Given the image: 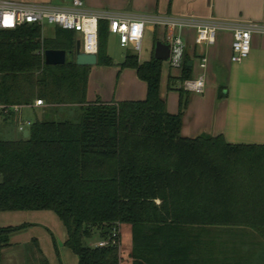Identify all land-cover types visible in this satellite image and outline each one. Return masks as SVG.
<instances>
[{"label":"trees","instance_id":"trees-1","mask_svg":"<svg viewBox=\"0 0 264 264\" xmlns=\"http://www.w3.org/2000/svg\"><path fill=\"white\" fill-rule=\"evenodd\" d=\"M107 26L97 23L105 67ZM75 46L74 33L60 29L53 40L36 25L0 31V104L80 110L76 121L43 116L16 140L5 131L13 117H0V213L52 212L77 264H120L118 248L89 245L120 226L129 228L131 264H246L242 249H226L214 233L264 239V145L182 138L181 114L169 115L159 97L162 63L153 57L139 63L129 54L119 65L146 84L144 101L87 105L88 68L43 61L45 51ZM188 72L185 63L181 81ZM25 227L0 228V257Z\"/></svg>","mask_w":264,"mask_h":264},{"label":"crops","instance_id":"crops-1","mask_svg":"<svg viewBox=\"0 0 264 264\" xmlns=\"http://www.w3.org/2000/svg\"><path fill=\"white\" fill-rule=\"evenodd\" d=\"M38 1L50 3L58 8L68 6L64 0ZM182 1L83 0L84 10L90 14H120L133 19L147 16L158 18L191 17L197 20L211 21L217 25L213 45L197 48L194 46L195 32L193 29L170 31L149 24L150 28L148 29L153 32L154 47L156 43H168L172 36H180L185 49L184 64L186 63L189 68L188 79L203 77L204 80V91L201 95L187 93L181 87L184 81H181L183 68L179 69L181 70L179 76H171L169 68L166 75V90L163 92L160 90L159 97L165 104L166 112L169 115L181 114L180 136L182 138L195 139L201 136L216 138L220 136L225 143L230 145H264V33L253 32L251 34L250 52L246 59L238 64L230 62L232 30L236 27L249 25L264 28V0H186L191 3L184 5ZM57 30L58 28L54 26L43 27L42 25L41 37L44 40H53ZM108 38L113 39L118 46L115 36L109 35ZM74 39L76 43L79 42L80 35L74 34ZM124 49H129L130 55H135L131 48ZM106 55L112 61V66L105 67L96 64L93 67H85L88 68L85 90L86 104L144 101L146 84L138 79L133 69L119 67L125 56L129 54L125 53L123 59L117 61L118 59H114L115 56L107 46ZM200 56L206 58L205 69L199 67ZM70 60V58L67 59L68 62ZM138 62L148 61L142 62L138 59ZM171 90L176 91V94H169ZM36 101L27 107H21L16 116H20L22 119L24 110H29L39 116L38 120H42L41 116L80 115L79 106L59 108L48 107L45 104L35 106ZM182 103H184V108L181 110ZM25 121L34 122L29 119ZM9 124L12 128L8 136L16 140L15 134L18 133L16 123L12 121V124L10 122L7 125ZM5 131H8V127L5 128ZM20 225L29 227L33 224L25 222L15 226ZM4 227L14 226H0V228ZM123 227H119L120 240ZM127 231L130 236L129 228ZM18 235L20 234L17 232L9 236L8 246L1 251L0 264H43L42 260L49 264L35 240L28 236H21L19 239ZM93 240L98 241L96 237ZM16 254L19 258L18 263H15ZM70 261L72 262V260ZM73 262L77 264V258ZM59 264H63L62 261H59Z\"/></svg>","mask_w":264,"mask_h":264},{"label":"built area","instance_id":"built-area-1","mask_svg":"<svg viewBox=\"0 0 264 264\" xmlns=\"http://www.w3.org/2000/svg\"><path fill=\"white\" fill-rule=\"evenodd\" d=\"M67 7H54L50 3L38 0H0V31H10L25 25L42 26L43 24L54 26L62 31H69L80 35V52L86 55H97L98 38L97 23L99 20L108 24V34L117 38L120 48H131L139 54L142 35L145 25L160 26L170 31L193 29L195 32L194 46L197 48L213 45L217 25L211 21L197 20L191 17L158 18L142 17L133 19L120 14L97 13L90 14L84 10L83 0H64ZM264 33V28L256 26L236 27L232 30L230 62L238 64L246 59L250 52L251 34ZM169 56L166 61L170 69H182L184 65V44L179 35L172 36L168 41ZM206 58L199 57V67L205 69ZM182 89L191 94L201 95L204 91L203 77L184 80ZM43 102L36 101L35 106H41ZM21 106H5L0 104V117L8 118L15 115L13 122L16 130L22 134L30 127L31 122L21 121L18 115ZM16 120V121H15ZM119 228L107 239L98 240L94 247H120L118 237Z\"/></svg>","mask_w":264,"mask_h":264},{"label":"rangeland","instance_id":"rangeland-1","mask_svg":"<svg viewBox=\"0 0 264 264\" xmlns=\"http://www.w3.org/2000/svg\"><path fill=\"white\" fill-rule=\"evenodd\" d=\"M190 1H182V4H190ZM166 5V3H164ZM46 24H43V27H46ZM150 26L146 25L144 28L143 40L141 43V48L139 54L134 53L138 59L142 62L149 61L152 52L154 49L153 44V32L149 31ZM43 35V32H42ZM118 44V43H117ZM108 46V50L115 56V60L120 61L123 59L125 53L130 54L129 49H120L116 43H114L113 39L108 38L106 43V48ZM121 57V58H119ZM169 67L166 62H162L161 64V79H160V90L163 92L166 90V75L168 73ZM170 70V69H169ZM181 70L179 69H171L169 74L180 75ZM169 94H176V91H169ZM44 105V103H43ZM43 118V116H41ZM78 116H70L71 121H76ZM21 119V118H20ZM29 119L31 121H35L39 119V116L33 114L29 110L23 111L22 119L25 121ZM8 127V131L6 134H10L11 125H6ZM7 136H5L6 138ZM20 137V133L15 134V138L18 139ZM31 223L32 226L25 227L26 230L17 231L18 238L21 236H28L35 240L39 245V248L44 256L47 259L49 264H59V261H62L63 264H74V260L76 259L74 255L64 247L63 241L66 240V232L58 220V218L49 211H41V212H32V213H0V226L10 225L14 226L22 223ZM22 226V225H20ZM127 226H124L121 233V244L118 248L120 264H131V260L129 258V253L131 249V241L130 236L127 231ZM15 232V233H17ZM13 233V234H15ZM11 234V235H13ZM214 236L219 238L221 242H223L224 247L226 249L234 250V249H242L244 253V257L246 264H264V239L257 237L255 234H252L247 231H224V232H215ZM31 239V240H32ZM65 242V241H64ZM96 241L89 243L94 247ZM241 245V246H240ZM18 250V249H16ZM16 252V251H15ZM20 256V255H19ZM250 258H249V257ZM72 260V262L70 261ZM19 258L18 254L15 255V263H18ZM20 264V263H18Z\"/></svg>","mask_w":264,"mask_h":264},{"label":"water","instance_id":"water-1","mask_svg":"<svg viewBox=\"0 0 264 264\" xmlns=\"http://www.w3.org/2000/svg\"><path fill=\"white\" fill-rule=\"evenodd\" d=\"M169 56V44L168 43H156L153 52V58L159 62H166ZM73 62L78 67H93L97 64V57L95 55H86L80 52V44L76 43L75 50L73 52L53 51L48 50L43 53V61L46 66H62L66 63ZM23 138L28 137V131H24Z\"/></svg>","mask_w":264,"mask_h":264}]
</instances>
